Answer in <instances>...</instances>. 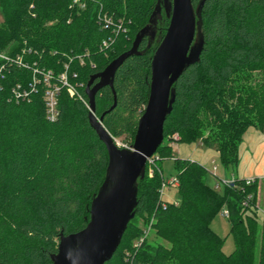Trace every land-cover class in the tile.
Here are the masks:
<instances>
[{"label":"trees","instance_id":"obj_1","mask_svg":"<svg viewBox=\"0 0 264 264\" xmlns=\"http://www.w3.org/2000/svg\"><path fill=\"white\" fill-rule=\"evenodd\" d=\"M162 1L0 0V51L11 50L0 61V264H52L60 237L88 223L108 155L88 122L85 86L130 49ZM191 5L200 6L198 60L172 85L174 99L152 156V175L146 163L136 181L134 216L104 264H264V181L259 212L256 180L246 185L235 179L219 191L207 182L212 173L205 166L171 150L172 143L198 141L217 152L224 169H233L245 132L264 130V0H191ZM98 14L119 20L124 31L101 27ZM168 21L166 16L156 42L143 38L137 53L121 63L113 89L105 86L95 95V115L104 113L107 132L113 138L126 134L129 146L147 103L152 55ZM109 38V46L100 49ZM27 49L29 54L21 53ZM17 55L27 67L17 66ZM41 69L50 70L59 86L53 121L45 118V85L32 80ZM62 72L68 83L82 84L78 96L68 95L57 81ZM163 159L173 161L176 203L160 197ZM223 209L234 242L229 254L209 226Z\"/></svg>","mask_w":264,"mask_h":264},{"label":"water","instance_id":"obj_2","mask_svg":"<svg viewBox=\"0 0 264 264\" xmlns=\"http://www.w3.org/2000/svg\"><path fill=\"white\" fill-rule=\"evenodd\" d=\"M200 6L194 10L191 0L162 1L169 21L152 55L147 103L137 121L130 148L120 147L104 128V113L95 115V95L105 86L113 89L117 68L128 56L137 53L143 38L154 36L152 26L161 5L157 6L150 23L135 35L130 49L89 78L84 90L88 99V122L105 146L108 164L104 181L91 202L88 223L81 231L60 237L57 253L51 256L52 264H104L118 247L134 216L136 181L142 176L147 159L163 141V123L174 99L172 85L185 68L198 60L201 42L194 40L198 34L196 19ZM114 106L115 96L111 108Z\"/></svg>","mask_w":264,"mask_h":264},{"label":"crops","instance_id":"obj_3","mask_svg":"<svg viewBox=\"0 0 264 264\" xmlns=\"http://www.w3.org/2000/svg\"><path fill=\"white\" fill-rule=\"evenodd\" d=\"M171 150L173 156L196 161L205 167L213 164L215 170L210 176L211 182L213 181L215 186H219L218 183L223 181L256 178L260 179L259 184L257 182V197L262 194V182L264 181V130L249 128L243 135L239 145V156L236 166L229 171L222 167V173H219V175L217 173L218 167L215 165L218 160L217 152L204 147L200 142L175 143L171 146Z\"/></svg>","mask_w":264,"mask_h":264},{"label":"built area","instance_id":"obj_4","mask_svg":"<svg viewBox=\"0 0 264 264\" xmlns=\"http://www.w3.org/2000/svg\"><path fill=\"white\" fill-rule=\"evenodd\" d=\"M77 2H78V0H73V3H77ZM97 21H98L99 25H101V27H103L105 29L110 27L112 29L113 34H116L119 31H122V32L124 31V29L121 27L122 25L119 22V20L115 22L110 16H107L105 14L102 15L101 17H100V14H98L97 15ZM109 42H112L111 38L108 39V42H107V40L102 41L99 48L100 49L107 48L109 46ZM24 52L29 54L30 50L29 49L23 50L22 53H24ZM14 62L17 64L18 67H27V64L23 61L21 55H17L14 58ZM80 63H82V62L80 61ZM40 75L41 76L39 79L37 78L38 77L37 75L32 76L33 84H36V83H39L40 81H42V83L45 85V87H46L45 92H44L45 118H46V120L53 121L55 119V115H56L57 93L59 91V86H58V84H56V82H54L55 76L50 70L41 69ZM56 79L59 83H61L63 86L66 87V91H67L68 95L78 96L77 88L82 86L81 83H78V82H75V84L68 83L67 82V76H66L65 72H62L59 75H57ZM19 95L20 94H18V96ZM24 95H25V93L23 92L22 96H24ZM87 107H88V104H87ZM173 138L177 139V136L173 135ZM173 144H175V143H172L171 145H173ZM153 160H154V158H152V157L147 159V163L149 164V168H148V175L149 176L152 175ZM214 170H215V166L212 167V171H214ZM255 180L259 184L260 179H256V178L244 179L246 185L253 183ZM229 182H233V181H227V182L223 181L221 183L227 184ZM177 183H178L177 178L173 175L171 177H169L168 179L164 180V182H162L161 187H160V191H159L160 195H161V192L165 186L176 187ZM216 187H218V185H216ZM256 209L259 212H262V209L260 208V205H259V199L258 198L256 200ZM221 215L224 216L225 218H227L228 217L227 210L223 209L221 211ZM149 231H150V225H148L146 227V229L144 230V237L148 234ZM141 241H142V239H140L135 244V246H139Z\"/></svg>","mask_w":264,"mask_h":264},{"label":"rangeland","instance_id":"obj_5","mask_svg":"<svg viewBox=\"0 0 264 264\" xmlns=\"http://www.w3.org/2000/svg\"><path fill=\"white\" fill-rule=\"evenodd\" d=\"M165 17H166V14L164 13L162 4H161V11L159 14H157L154 20V24L152 26V30L154 31V36L151 38L152 39L151 42L154 43L158 39L159 34H160V29L163 27ZM2 20H3V17L0 12V23L2 22ZM10 52L11 50L8 48H5L2 51H0V61L6 59L10 55ZM125 137H126V134L118 138H114V139L120 147L130 148L131 146L127 144V142L125 141V139L127 138ZM158 165L161 169L162 176L165 180L174 174L172 159H163L162 161L158 163ZM215 165L218 167L217 173L219 175V173H222L223 168L219 164L218 160L216 161ZM212 167H213V164L212 165L210 164L208 167H205V168L209 171V173H212L213 172L211 170ZM227 170L229 171L230 169H227ZM207 182L211 186H214L213 181L211 182V176L209 174L207 176ZM218 184L219 186L217 189L221 191L223 185L221 183H218ZM261 192H262V189H261ZM160 197L162 201L175 203L178 199V193L175 187L165 186L161 192ZM261 197H262V194H260V197H257V198L260 200ZM229 225L230 224H229L228 219L222 216L220 212L216 216H214V218L211 220L209 224L211 230H213L222 239L221 250L224 254H229L234 250V242L229 232V227H230ZM152 236H153V231L151 230L148 232L147 240L151 239Z\"/></svg>","mask_w":264,"mask_h":264}]
</instances>
